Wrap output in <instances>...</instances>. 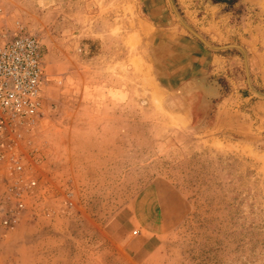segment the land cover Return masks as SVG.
<instances>
[{
    "label": "rangeland",
    "instance_id": "rangeland-1",
    "mask_svg": "<svg viewBox=\"0 0 264 264\" xmlns=\"http://www.w3.org/2000/svg\"><path fill=\"white\" fill-rule=\"evenodd\" d=\"M172 1L208 43L243 47L264 95L233 31L257 8ZM0 30L36 36L44 68L22 137L39 189L4 226L0 169V264H264V99L239 49L206 47L169 0H0Z\"/></svg>",
    "mask_w": 264,
    "mask_h": 264
},
{
    "label": "built area",
    "instance_id": "built-area-1",
    "mask_svg": "<svg viewBox=\"0 0 264 264\" xmlns=\"http://www.w3.org/2000/svg\"><path fill=\"white\" fill-rule=\"evenodd\" d=\"M43 53L36 36L22 31L0 30V169L13 185L8 196L16 200L14 212H4L1 222L10 227L24 209V195H34L38 177L25 167L40 161L26 152L22 137L31 133L43 114Z\"/></svg>",
    "mask_w": 264,
    "mask_h": 264
},
{
    "label": "crops",
    "instance_id": "crops-1",
    "mask_svg": "<svg viewBox=\"0 0 264 264\" xmlns=\"http://www.w3.org/2000/svg\"><path fill=\"white\" fill-rule=\"evenodd\" d=\"M212 3L213 4L210 5L213 6V10L219 9L220 11L222 8L224 10L226 6H230V2L226 3L224 1H212ZM231 6L235 8L239 7L241 9L243 6L246 9L248 7L252 9L257 8L256 11H254V14H248V16L244 17V20L241 18L240 21L235 22L233 25V31L235 33L236 39L240 43H243L248 52L252 73L256 75L258 74V76H260L264 73V4H252V2L249 0H235ZM154 11H156V7H154ZM233 12L235 13V11ZM232 13L230 14L229 18L232 17ZM229 18H227L226 22H224L225 18L222 16L216 23L219 27H224V24L228 22ZM233 58L235 61L239 59L237 57ZM225 61H227L226 58L217 54H213L210 61L208 62L210 67H215L211 74L215 73V71L222 70V67L226 65Z\"/></svg>",
    "mask_w": 264,
    "mask_h": 264
},
{
    "label": "water",
    "instance_id": "water-1",
    "mask_svg": "<svg viewBox=\"0 0 264 264\" xmlns=\"http://www.w3.org/2000/svg\"><path fill=\"white\" fill-rule=\"evenodd\" d=\"M171 8L174 12V14L176 15L177 19L179 20V22L193 35L195 36L200 42H202L206 47L213 49V50H224V49H228V48H236L239 49L243 56H244V60H245V69H246V74H247V84L249 89L258 97L263 98L264 99V95L260 94L259 92H257L251 85L250 82V76H249V69H248V62H247V55L245 50L243 49V47H241L238 44H231V45H225V46H215L212 45L210 43H208L201 35H199L196 31H194L191 27H189L181 18V16L179 15L178 11L176 10L174 3L172 0H169Z\"/></svg>",
    "mask_w": 264,
    "mask_h": 264
},
{
    "label": "flooded vegetation",
    "instance_id": "flooded-vegetation-1",
    "mask_svg": "<svg viewBox=\"0 0 264 264\" xmlns=\"http://www.w3.org/2000/svg\"><path fill=\"white\" fill-rule=\"evenodd\" d=\"M218 1H224L226 3H229L230 2V4L232 3L231 0H218Z\"/></svg>",
    "mask_w": 264,
    "mask_h": 264
}]
</instances>
